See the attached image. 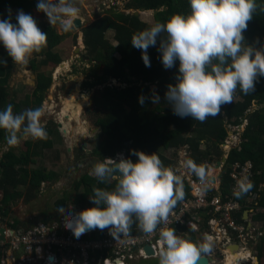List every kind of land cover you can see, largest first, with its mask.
Segmentation results:
<instances>
[{
	"label": "trees",
	"instance_id": "trees-1",
	"mask_svg": "<svg viewBox=\"0 0 264 264\" xmlns=\"http://www.w3.org/2000/svg\"><path fill=\"white\" fill-rule=\"evenodd\" d=\"M86 1L102 4L108 0ZM124 1L126 11H155L153 23L145 22L133 13L118 12L113 7L112 11L97 17L94 22L82 29L86 46L85 56L88 57L89 63L93 64L88 68V73L96 77L95 82H86L85 87L104 85L109 78L126 84V86L122 84L105 85L102 88V96L109 104L103 115L95 121L100 129L101 140L94 148L93 154L103 161L125 152L126 158L135 162L138 157L133 154L134 151L149 154L155 152L165 166L173 168L178 151L187 145L190 152L188 159H193L200 165H203L205 161L214 165L223 156L221 144L229 134L227 125H239L246 119L247 125L241 132L239 143L226 152L224 167L220 172V189L222 195H232L234 193L232 187L235 186L236 179L229 174L230 165L245 164L250 161L253 164V174L250 178L253 187L242 197L235 196V199L240 202L241 210L234 212V216L238 222H245V210L253 209L256 220L260 221L262 230H264V76L258 77L253 92L245 95L238 89L233 103L222 105L217 116H210L203 123L194 120L191 116L182 118L176 115L171 104L166 100L165 94L168 85H174L176 82L179 61H176L174 67L166 69L162 64L161 54L158 51L159 41H157V46L148 49L150 66H146L142 59V51L132 46L131 38L156 22L166 21L173 14L187 15L191 11L189 0ZM37 3L38 0H0V20H7L11 16V22L16 24L18 23L16 11L23 10L24 13L30 14L38 25L40 20L34 16ZM255 3L256 12L248 22L243 36L246 44L262 50L264 49V0H255ZM38 12L45 20L41 30L47 34V45L41 52L35 53V58L31 61L30 65L35 70L48 64L58 66L63 61L62 56L55 49L62 44L65 36L69 35V32L61 35L58 26H51L46 14ZM110 31L114 32L116 46L112 45L107 37ZM260 34L263 36L261 40H259ZM0 48L5 49L2 43H0ZM38 57L41 58L37 59ZM0 68L6 74H10L12 64L8 60H0ZM51 84V74L38 73L32 93L35 103L32 109L42 107ZM156 96L159 97V101L153 103V98ZM141 97L144 98L143 104L140 102ZM21 103L23 104V102L9 100L7 87L1 81L0 110H4L8 104H11L13 112L19 114L23 111ZM253 104H256V107L252 108ZM56 126V122L43 126L48 134L47 139L37 140V145L33 150L29 147L21 154H17L13 149H8L0 156V189L4 192L0 205L2 216L11 214L10 205L14 200L21 196H25L27 200L33 199L44 183H49L57 176V172L52 169L30 167L36 162L35 157L42 153V149L53 146L50 137L53 127ZM5 137L6 132L0 129V143L6 140ZM28 143L31 145L30 142ZM116 182L112 179L101 183L89 172L76 178L74 187L77 190L83 188L77 199L82 209L95 206L90 199L94 187L111 190ZM21 185L27 187V195L25 193L23 195L18 189ZM189 189V185L184 181L185 195L174 208L190 197ZM67 202V197L57 201L60 208H64ZM209 217H211L209 213L203 215L198 231L189 230V239L194 242L198 241L203 231L208 230L206 221ZM1 219L5 218L1 217ZM52 219L54 218H41L40 220ZM29 224H23L14 219L9 226L22 228ZM135 228L136 226L133 225L130 231H134ZM182 229L185 230V227ZM255 250L259 260L264 261V235L257 241ZM153 260L156 259L143 260L141 264H158Z\"/></svg>",
	"mask_w": 264,
	"mask_h": 264
},
{
	"label": "clouds",
	"instance_id": "clouds-1",
	"mask_svg": "<svg viewBox=\"0 0 264 264\" xmlns=\"http://www.w3.org/2000/svg\"><path fill=\"white\" fill-rule=\"evenodd\" d=\"M82 3L83 0H38L37 11L46 14L51 26L68 33L77 27L78 5ZM189 3L190 13H176L164 22H156L134 34L131 43L142 51L146 66H150L148 49L157 46V41L166 69L179 61L176 82L168 85L166 100L176 115L191 116L203 123L208 117L217 116L222 105L233 103L238 89L245 95L254 91L258 77L264 76V50L244 42L243 32L257 9L255 0H189ZM16 20V24L11 22V16L0 20V43L14 64L27 66L32 55L46 47L47 34L23 10ZM158 101V96L153 98V103ZM140 102L144 103L143 97ZM43 115L42 107L16 114L8 104L0 110V129L6 132L7 144L15 147L22 139H47L41 124ZM245 125L243 120L236 126L244 129ZM133 154L138 157L135 162L129 158L118 161L106 158L93 166L90 175L98 181L117 182L111 190L94 187L90 199L95 206L66 219L65 227L77 238L88 230L108 229L115 239L127 235L133 225L149 236L159 228L158 264H198L212 251L210 242L206 239L194 242L177 235L173 228L159 227L168 223L170 212L185 195L183 177L165 166L155 152ZM183 166L206 188L208 176L203 165L187 159ZM252 187L247 176L241 177L234 195L242 197ZM58 210L65 212L62 207Z\"/></svg>",
	"mask_w": 264,
	"mask_h": 264
},
{
	"label": "rangeland",
	"instance_id": "rangeland-1",
	"mask_svg": "<svg viewBox=\"0 0 264 264\" xmlns=\"http://www.w3.org/2000/svg\"><path fill=\"white\" fill-rule=\"evenodd\" d=\"M78 7L80 9L79 18L84 23L83 27L94 22L97 17L102 16L108 11H112L113 7L118 12L135 13L134 10L126 11L124 9V0H108L102 4L95 1L87 2L83 0V3L79 4ZM18 12L16 11V15ZM154 14L155 11H140L139 16L143 21L153 23ZM34 16L40 20L38 27L42 29L45 24L44 18L37 11H35ZM58 31L61 35L64 34L59 27ZM82 33V27L79 29L75 28L69 32V35L65 36L62 44L55 49L63 58V61L58 66L48 64L41 66L38 70H35L30 65L32 59L35 58V53L32 55L27 66H20L13 63L12 58L8 56L5 49L0 48V60H8L12 64L10 74H6L0 68V80L7 87L9 100L23 102V104L21 103L23 110H25V107L29 109L35 105L32 93L36 85L38 73L45 72L52 75V84L46 92L45 100L42 104L44 115L41 118V124L42 126L53 124L54 122L57 124L56 127H53L50 137L53 141V146L42 149V153L35 157L36 162L30 165L31 168L45 167L50 170L52 169V171L57 172V176L49 183H44L33 199L27 200L25 196H21L14 200L10 205L11 214L4 216L8 220L14 218L20 220L23 224H33L41 218L59 217V215L79 209L81 211L82 206L77 199H79L83 188L81 187L77 190L74 187L75 179L86 172L91 173L93 166L97 162H102L93 154L94 148L101 140L100 129L96 126L95 121L99 116L103 115L104 110H106L109 104L102 96V88L108 85L110 78L104 85H96L90 88L85 87L86 82H95L96 77L90 76L88 73V68L93 64H90L89 59H86ZM107 37L112 45H117V42L114 40L113 31L108 32ZM262 38L263 36L260 34L259 40ZM40 58L38 57L37 59ZM121 84L126 86L124 83ZM67 105H69V109L65 110ZM254 107H256V104H253L252 108ZM245 122L246 119L244 120ZM227 127L229 131L233 132L228 134L226 139L232 138L233 135L234 142L237 145L240 141L243 128H236V125L232 126L229 124ZM227 143L228 145H222L223 156L221 155V160L227 154V149L223 147L228 148L229 145L233 144V141ZM36 145L37 140L31 138L27 140L22 139L19 145L15 147L9 146L5 140L0 143V156L8 149H13L17 154H21L22 151H26L29 147L30 150H33ZM210 167L206 172L211 175L214 172L213 177L215 180L211 181V183L217 186V182L220 179V171L218 172V167L211 165ZM210 170L211 173L209 172ZM18 189L23 195L24 193L26 194V186L21 185ZM3 197L4 192L0 189V202L3 200ZM65 197L68 198V202L64 207L65 212L61 213L58 210L60 207L57 201ZM254 214L255 211L248 213L249 216H252L253 222L260 223V221L256 220V215ZM197 242H205L203 235L199 237ZM211 246V253L219 260L217 264H220V258L222 257V255L220 257L221 247L218 244H211ZM250 247L253 248L254 244H251ZM153 261L157 263L158 259ZM248 261V259H245L242 264L252 263ZM259 264H264V261L261 262L259 260Z\"/></svg>",
	"mask_w": 264,
	"mask_h": 264
},
{
	"label": "built area",
	"instance_id": "built-area-1",
	"mask_svg": "<svg viewBox=\"0 0 264 264\" xmlns=\"http://www.w3.org/2000/svg\"><path fill=\"white\" fill-rule=\"evenodd\" d=\"M116 80H109L108 85L116 84ZM240 126H236L239 128ZM234 138H227L222 145L233 141L227 151L236 146ZM188 146L185 145L177 153L176 163L173 168L176 174L181 175L189 185L190 197L184 199L181 204L172 209L168 223L159 227L173 228L177 235L189 239V230L198 231L203 221V215L209 213L206 221L208 230L203 231L206 242L220 245V264H225L229 257L231 245L239 244L238 252H248L245 259L255 258V246L258 239L264 235L261 224L253 222L252 216L247 215L245 222H238L234 212L241 210L240 202L235 199L234 193L224 196L220 189V179L217 186L212 185L208 179L206 188H203L194 174L183 165L189 156ZM123 153L117 155L120 158ZM227 156V155H226ZM116 158V157H115ZM115 158H112L113 160ZM220 160L218 172L222 171L225 163ZM205 168H209L208 161L203 162ZM217 172V173H218ZM231 176L237 181L244 176L249 179L253 174V164L248 161L245 164L235 163L230 165ZM214 186V187H213ZM80 210V209H79ZM68 212L52 220H38L26 227L12 228L3 225L4 239L0 237V264H141L143 260L158 258L160 249L159 228L151 236L146 235L137 227L127 235L114 238L108 229L88 230L77 238L70 229L65 227L66 219L76 216L81 211ZM264 210V208H263ZM250 212L249 210H245ZM251 211H254L251 209ZM185 227V230L182 229ZM1 236V234H0ZM254 244L251 248L250 245ZM151 245L154 255H148L145 246ZM209 264H217L219 260L210 252ZM244 260V259H243ZM242 260V261H243ZM242 263V262H241Z\"/></svg>",
	"mask_w": 264,
	"mask_h": 264
},
{
	"label": "water",
	"instance_id": "water-1",
	"mask_svg": "<svg viewBox=\"0 0 264 264\" xmlns=\"http://www.w3.org/2000/svg\"><path fill=\"white\" fill-rule=\"evenodd\" d=\"M134 15H136V16H139V11H136L135 13H134ZM75 23H76V25H77V27L76 28H81L82 27V25H83V21H82V19H80V18H78L76 21H75ZM82 35H83V33H82ZM63 65V64H62ZM61 125V124H60ZM120 158H126V153L125 152H123V155L120 157ZM120 158H118V157H116L114 160H119ZM222 161H223V159H222ZM219 164H220V161H217V164H216V166H219ZM209 180L210 181H214L215 179H214V177L213 176H210L209 177ZM247 215H248V211H245V214H244V217L246 218L247 217ZM4 227H0V234H1V238L2 239H4ZM233 245H237V244H233ZM232 245V246H233ZM238 246V245H237ZM231 247V246H230ZM230 247H229V250L230 251H232L231 249H230ZM145 251L147 252V254L148 255H154L155 254V251H154V249H153V247L151 246V245H147V246H145ZM210 263V258H209V256H206L205 258H203V259H201L200 261H198V264H209ZM248 264H259V258H258V256H255V258H254V260H253V262L252 263H248Z\"/></svg>",
	"mask_w": 264,
	"mask_h": 264
},
{
	"label": "bare ground",
	"instance_id": "bare-ground-1",
	"mask_svg": "<svg viewBox=\"0 0 264 264\" xmlns=\"http://www.w3.org/2000/svg\"><path fill=\"white\" fill-rule=\"evenodd\" d=\"M69 109V105L66 106L65 110ZM235 244V243H234ZM238 245V246H237ZM237 245H231L230 251L231 254H229V257L226 259V264H242V260L245 259V256L249 254L248 252H238L239 244Z\"/></svg>",
	"mask_w": 264,
	"mask_h": 264
},
{
	"label": "crops",
	"instance_id": "crops-1",
	"mask_svg": "<svg viewBox=\"0 0 264 264\" xmlns=\"http://www.w3.org/2000/svg\"><path fill=\"white\" fill-rule=\"evenodd\" d=\"M34 13H35V11H34ZM37 13H39L38 11H37ZM40 15H41V13H39ZM42 16V15H41ZM211 166H214V165H211ZM214 167H216V166H214ZM211 168V167H210ZM207 170H209V168H206V171ZM214 170V169H213ZM210 173H211V170L209 171ZM207 176H208V179H209V177L210 176H214V172H212V175L211 174H208L207 173ZM0 205H1V202H0ZM1 211V210H0ZM1 217H3V218H5L4 216H2V214L0 213V221H1V223L3 224V225H9V223L10 222H13L14 221V218H12V219H10V220H8L7 218H5V219H1ZM54 218V217H53ZM16 220V219H15ZM18 220V219H17ZM18 221H20V220H18ZM21 222V221H20ZM28 224V223H27ZM259 240V239H258ZM256 247V246H255ZM254 254L256 255V250H255V252H254ZM257 256V255H256ZM151 259H158V258H151ZM148 260H150V259H148ZM226 264V263H225Z\"/></svg>",
	"mask_w": 264,
	"mask_h": 264
},
{
	"label": "flooded vegetation",
	"instance_id": "flooded-vegetation-1",
	"mask_svg": "<svg viewBox=\"0 0 264 264\" xmlns=\"http://www.w3.org/2000/svg\"><path fill=\"white\" fill-rule=\"evenodd\" d=\"M251 259V258H250ZM248 259L249 261L248 262H252L253 261V259ZM245 261V259L242 261V262H244ZM248 264V263H247Z\"/></svg>",
	"mask_w": 264,
	"mask_h": 264
}]
</instances>
